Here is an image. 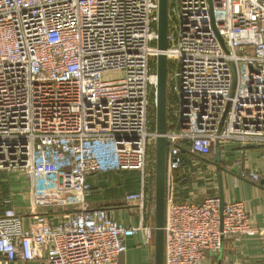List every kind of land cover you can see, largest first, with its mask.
Returning a JSON list of instances; mask_svg holds the SVG:
<instances>
[{"label":"built area","instance_id":"built-area-1","mask_svg":"<svg viewBox=\"0 0 264 264\" xmlns=\"http://www.w3.org/2000/svg\"><path fill=\"white\" fill-rule=\"evenodd\" d=\"M157 7L158 0H0V173L23 174L36 206L63 210L56 224L40 212L24 227L7 200L0 263L118 264L127 237L142 232L152 243L154 226L124 225L86 198L89 177L137 171L138 188L124 200L141 217L148 212ZM169 21L175 102L164 134L163 264H209L226 239H264V221L253 227L241 201L221 208L218 195L175 200L174 172L186 148L206 158L216 142L264 145V0H169Z\"/></svg>","mask_w":264,"mask_h":264},{"label":"crops","instance_id":"crops-1","mask_svg":"<svg viewBox=\"0 0 264 264\" xmlns=\"http://www.w3.org/2000/svg\"><path fill=\"white\" fill-rule=\"evenodd\" d=\"M188 156L187 162H193L192 167L186 169V159L183 165L174 172L177 201L201 200L205 196L219 195L218 173L221 176L222 195L224 202L241 201L246 213L251 217V225L258 227L264 221V145L256 146L247 143L243 147L235 142H229L220 147L221 162L219 167L201 158L189 150L184 149L183 154ZM200 161V163H199ZM246 170H253L260 174L258 182L242 177L240 174ZM100 175V174H99ZM102 175V174H101ZM100 175V176H101ZM111 182L102 181L97 175L89 177L92 186L86 198L89 208L104 207L111 211L114 220L124 225L145 224L154 226V198L147 195L148 212L141 217L136 203H127L125 193L138 188L137 181L133 183L124 179L122 182L116 175ZM23 178V181L20 179ZM23 174H0V212L8 206L10 201L16 212L22 215L24 227L31 225L35 213L46 212L51 224H56L63 210L45 211L36 206L31 200L30 187L24 182ZM100 187V188H98ZM98 188V189H96ZM114 188V189H113ZM94 189V190H93ZM117 190V191H114ZM52 210V209H50ZM62 213V214H61ZM144 233L138 232L126 238V250L119 257L118 264H154V238L152 243H146ZM264 239L259 234L244 236L240 240L226 239L222 250L208 259L209 264H264ZM0 264H41L38 260H16Z\"/></svg>","mask_w":264,"mask_h":264},{"label":"water","instance_id":"water-1","mask_svg":"<svg viewBox=\"0 0 264 264\" xmlns=\"http://www.w3.org/2000/svg\"><path fill=\"white\" fill-rule=\"evenodd\" d=\"M156 48L158 50L155 56V75L156 85L154 88V119H155V176H154V264H163L164 254V207H165V150L167 139L164 134L167 128V85H168V61L166 50L168 47L169 31V0H158L157 21H156ZM222 42L221 38H218ZM229 102L226 105L222 120L219 126H222L226 115ZM221 170L219 162L220 146L215 144V154L212 160H206ZM219 198L221 208L224 205L221 176L218 173ZM220 254V253H219Z\"/></svg>","mask_w":264,"mask_h":264},{"label":"rangeland","instance_id":"rangeland-1","mask_svg":"<svg viewBox=\"0 0 264 264\" xmlns=\"http://www.w3.org/2000/svg\"><path fill=\"white\" fill-rule=\"evenodd\" d=\"M169 23H170V21H169ZM151 46H156V42L152 43ZM151 66L155 70V60H153L151 62ZM168 73H169V62H168ZM152 93L153 92H150V94H149V100L151 99V94ZM174 102H175V97H174L173 93L171 92L169 85H167V111L169 110V108H172L173 107ZM153 104H154V101H153ZM148 126H149V130L150 131H155L154 113H153V116H152V115H150V112H149V116H148ZM153 126H154V129H153ZM183 157L186 159L185 167L184 168L188 169V168L192 167L191 164H193V162H191V161L187 162L188 156L186 155V153L183 154ZM148 161L151 162V158H149ZM199 163H200V161H199ZM111 174H113V175L115 174L116 177L119 180H121L122 182L124 181V179H128V181H131L133 183H136V181H137V184H138V172L137 171L107 172V173H103L102 175L100 174L101 176L98 174L96 177H99L100 176V179L102 181L101 182L102 183L101 185H103L105 181H108L109 183L111 182V180L113 178V176ZM20 180L23 181V178H21ZM24 182L27 185V180L25 178H24ZM92 186H94L93 188L95 189V185L93 184ZM98 188H100V187H98ZM98 188H96V189H98ZM114 191H117V190H114ZM210 256H213V254H210Z\"/></svg>","mask_w":264,"mask_h":264},{"label":"trees","instance_id":"trees-1","mask_svg":"<svg viewBox=\"0 0 264 264\" xmlns=\"http://www.w3.org/2000/svg\"><path fill=\"white\" fill-rule=\"evenodd\" d=\"M153 101H154V94L152 93L151 94V99H150L151 107H150V110H149L150 111V115H152V116H153V113H154V110H153ZM153 129H154V126H153ZM148 154H149V158H151L152 164L154 165L155 164V150H154V148H151L148 151ZM201 158H203V157H201ZM147 195H151L152 198H154V178H152L151 181H150V183H149V191H148Z\"/></svg>","mask_w":264,"mask_h":264},{"label":"flooded vegetation","instance_id":"flooded-vegetation-1","mask_svg":"<svg viewBox=\"0 0 264 264\" xmlns=\"http://www.w3.org/2000/svg\"><path fill=\"white\" fill-rule=\"evenodd\" d=\"M207 158H209V159H211V158H214V155H213V156H211V157H207Z\"/></svg>","mask_w":264,"mask_h":264}]
</instances>
